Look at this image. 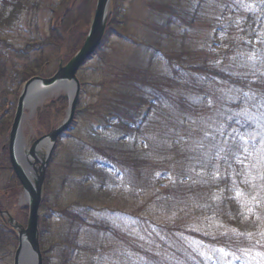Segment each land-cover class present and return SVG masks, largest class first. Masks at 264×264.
<instances>
[{"label": "trees", "instance_id": "obj_1", "mask_svg": "<svg viewBox=\"0 0 264 264\" xmlns=\"http://www.w3.org/2000/svg\"><path fill=\"white\" fill-rule=\"evenodd\" d=\"M38 1L0 0V34ZM78 5L65 20L77 18L88 28L91 2ZM150 5L157 12L146 24L151 32L143 45L146 55L131 69L136 76L119 78L106 69L111 77L98 84L91 108L100 121L97 130L112 127L119 139L104 144L102 131L90 129L94 144L81 141L100 160L85 169L100 186L88 177L80 179V184L85 180L98 186L96 198L90 195L93 189H84L90 204L53 212L66 223L65 241L76 254L72 264H264V0H160ZM122 8V0H112L107 38L94 54L101 61L109 39L121 36ZM63 22H54L45 43H56V29L73 37L76 32L66 61L88 30L75 31L73 21ZM43 45L33 41L14 48L0 38V65L15 58L0 77L17 89L38 75L49 65ZM160 58L168 67L158 64ZM9 95L13 99L0 91V138L5 137L0 177L8 179L2 192L20 193L6 148L16 90ZM65 107L64 97L57 98L47 106L49 117L64 114ZM145 107L149 110L142 116ZM78 112L77 106L75 121ZM117 194L122 210L107 208L105 196L119 200ZM47 200L40 212L49 210L48 217H39L43 264L50 262L44 242L54 211ZM120 212L128 222L124 231L115 221ZM0 220V248L2 240L9 241L4 257L16 248V233L9 227L3 233L8 224Z\"/></svg>", "mask_w": 264, "mask_h": 264}, {"label": "rangeland", "instance_id": "obj_2", "mask_svg": "<svg viewBox=\"0 0 264 264\" xmlns=\"http://www.w3.org/2000/svg\"><path fill=\"white\" fill-rule=\"evenodd\" d=\"M82 0H39V5L33 10L23 11L18 19L14 20L13 24H10L6 31L3 34H0L1 39H6L14 48H23L29 42H43L44 45L42 47V55L48 60V64H44L40 73L38 75L30 77L28 81L35 77H47L49 74L53 73L55 70L54 67L57 66L60 60H65L67 55H69V51L75 45V33L74 37L72 32L64 33L61 28L59 30H55L56 43L55 44H46L45 40L49 38L50 31L54 28V22L62 24L64 21H73L70 23V26L76 24L75 31H84L85 29L89 30L93 17V4H96V0H90L91 8H88V12L90 15V23H88V28L83 26V21L78 20L77 18L72 17L69 20H65L67 14L72 12V8L76 5L81 6ZM152 1H160V0H122L123 8L120 16V20H123L124 23L121 30V36H112L109 39L108 46L103 48L100 53L102 58L101 61L98 57H94L88 64L84 66V68L77 75V79L80 82V97H79V112L78 119L75 121V125H73V129L67 133V135L62 136L59 140V145L54 149L51 156V164L50 171H47L49 175L47 183L45 181L43 187V202L48 200L46 205L54 210L50 213L49 224L50 228L46 231L48 240L44 242V250L49 256V264H61L62 260L64 264H72L74 257L76 254L68 249L66 238V230L65 222L63 218L60 216L53 214L55 210L59 213L60 207H71L73 210L82 207L89 202L92 198L88 195V192L84 191V189H93V194H90L94 198H96V189L100 186L101 181L97 179H93L92 173L86 172V168L90 167L93 162L100 161L97 157L93 156L92 151L84 144H94L92 143V139L88 137L89 132L87 130L95 129L96 132L102 131L103 134L98 135L102 139L104 144H108L111 142H116L119 139L120 135L116 136L114 131L111 128L108 130H97L99 128L100 121L98 120L95 110H91L92 105L97 102L98 98L95 97L99 94L98 84L103 81L106 77H111L107 73H105L106 69L117 74L119 78H130L131 75L136 76L131 73V69L133 67H137L133 65L134 61H137V58L143 59L145 57V49L144 44L148 42L147 34L151 32L148 30L146 24L150 22L151 15L150 13L157 12L155 10V6H151ZM95 6V5H94ZM154 7V10H153ZM111 8L109 7L106 27L109 23V15L111 13ZM63 22V24H64ZM56 25V24H55ZM88 31L86 32L87 35ZM105 38L107 36V28H105ZM73 37V39H72ZM59 40V41H58ZM73 41V44L70 46V42ZM77 42V41H76ZM103 43V42H102ZM101 43V45H102ZM100 45V47H101ZM99 47V48H100ZM37 53V52H36ZM33 53V54H36ZM41 57V56H40ZM42 58V57H41ZM34 57H30L29 60H33ZM171 59V55H170ZM15 61L13 57H7L4 59L5 65H0V70L7 66L10 63ZM16 61H18L16 57ZM158 64H164L165 67L168 65L161 58L157 60ZM155 66V65H154ZM56 71V70H55ZM157 73L161 74L162 68H157L155 70ZM25 83V82H24ZM22 84L21 87L17 88L14 85H11V82L8 78L0 77V91L8 92V98L13 99L11 92L16 90V103L17 99L22 93V89L24 88ZM64 97L66 101V107L64 110V114L49 117L47 110V106H49L52 102L57 100L59 97ZM99 96V95H98ZM95 97V98H94ZM77 109V107H76ZM149 108L145 107L142 110V116L147 115ZM68 112V97L66 91L63 89L57 91H47L43 95L36 97L34 100H31L30 105L26 107L24 110L23 120L21 122V136L25 143V154L27 153L31 147V139H35L34 133H36V129L40 130L41 134H45L46 131H49L51 128L58 126L65 119ZM86 115V116H85ZM85 116V117H84ZM47 128V129H46ZM113 131V132H112ZM39 133V132H37ZM4 136L0 138V141H4ZM39 138V137H37ZM7 139V136H6ZM81 141L84 143L81 145ZM3 143L0 144V146ZM85 148L82 150L83 147ZM82 147V148H81ZM7 148V145H6ZM127 148V147H126ZM46 152V147L43 146L40 148V155H44ZM136 152H140V149H137ZM32 160V158H30ZM46 174V176H47ZM10 175V174H9ZM88 177L90 181L95 182L98 186L92 185V183L80 184V179ZM7 177H0V211L7 212L8 216L11 219L15 220V222H20L21 224L25 223L24 215L28 214V207L24 205L20 200H18V196L20 193H15V190L10 188L6 189L5 192H2L5 187L8 185ZM46 185L48 187V193H46L45 188ZM122 186V185H121ZM96 190V191H95ZM120 190V188H119ZM126 188L123 187L122 191H125ZM2 192V194H1ZM118 193L120 191L117 190ZM105 194H108L105 192ZM101 198L104 195H100ZM113 198V197H111ZM115 198L109 199L105 196L104 205L107 208H116L118 210H122L123 202L120 200V194L116 195ZM98 199H100L98 197ZM25 208V209H24ZM23 211V212H22ZM41 211V210H40ZM49 211V210H47ZM47 211H43L39 213L43 217H48ZM55 215V216H54ZM3 219L7 220V215L3 214ZM112 217V216H111ZM2 223V220H0ZM111 221L113 219L111 218ZM117 225L121 229V231L125 230V225H127V218L123 212L116 214ZM8 224V221H7ZM139 224V223H138ZM4 225V224H3ZM3 233H7L8 227L9 229H13L10 225H4ZM38 230L39 227H38ZM41 234V230L39 232ZM2 248H0V264H13L14 253L18 249V239L16 237V248H11L13 250H9V254L2 257L7 253V249L5 247H9L7 244L8 240H2ZM39 247L41 250V245L39 241ZM4 252V253H3ZM42 252V251H41ZM1 258H5L1 260Z\"/></svg>", "mask_w": 264, "mask_h": 264}, {"label": "water", "instance_id": "obj_3", "mask_svg": "<svg viewBox=\"0 0 264 264\" xmlns=\"http://www.w3.org/2000/svg\"><path fill=\"white\" fill-rule=\"evenodd\" d=\"M111 0H97L92 23L87 37L71 59L63 64L60 60L57 71L50 78L35 77L23 85L18 98L16 111L8 137V156L11 169L23 189L22 202L28 206L26 227L15 222L7 215L8 224L13 228L18 239V249L15 252L13 264H42L39 248L38 211L42 201L45 175L55 144L58 138L68 131L74 119L76 106L80 97V85L76 74L78 70L91 59L99 47L106 28V22ZM44 92H36L37 90ZM63 89L68 97V112L65 119L48 134L35 140L27 153L21 136V122L24 110L31 100L47 91ZM46 147L42 157H37L41 147ZM32 158V160H30Z\"/></svg>", "mask_w": 264, "mask_h": 264}, {"label": "bare ground", "instance_id": "obj_4", "mask_svg": "<svg viewBox=\"0 0 264 264\" xmlns=\"http://www.w3.org/2000/svg\"><path fill=\"white\" fill-rule=\"evenodd\" d=\"M36 92H44V91H42V90L39 89V90H37ZM28 156L30 157V155H28Z\"/></svg>", "mask_w": 264, "mask_h": 264}, {"label": "flooded vegetation", "instance_id": "obj_5", "mask_svg": "<svg viewBox=\"0 0 264 264\" xmlns=\"http://www.w3.org/2000/svg\"><path fill=\"white\" fill-rule=\"evenodd\" d=\"M31 141V140H30Z\"/></svg>", "mask_w": 264, "mask_h": 264}]
</instances>
